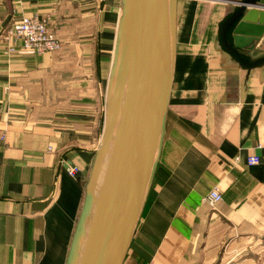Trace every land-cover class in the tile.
<instances>
[{"label": "crops", "instance_id": "obj_1", "mask_svg": "<svg viewBox=\"0 0 264 264\" xmlns=\"http://www.w3.org/2000/svg\"><path fill=\"white\" fill-rule=\"evenodd\" d=\"M101 3L0 0V264L68 257L102 142L121 13V0ZM234 9L229 0H176L157 156L168 176L152 186L124 264H264V62L241 66L222 47L220 27ZM246 11L252 22L227 41L244 59H259L264 8ZM32 13L49 14L56 38H73H57L58 51L7 58L4 29ZM251 156L257 164H247ZM213 188L222 200L210 208L202 198Z\"/></svg>", "mask_w": 264, "mask_h": 264}, {"label": "water", "instance_id": "obj_2", "mask_svg": "<svg viewBox=\"0 0 264 264\" xmlns=\"http://www.w3.org/2000/svg\"><path fill=\"white\" fill-rule=\"evenodd\" d=\"M229 1L235 9L221 24L222 47L241 66L264 62V57L244 59L227 41L233 28L237 40L252 22L246 8H264V0ZM121 3L102 142L65 264H124L157 165L173 69L176 0ZM145 5L153 13L147 21Z\"/></svg>", "mask_w": 264, "mask_h": 264}, {"label": "built area", "instance_id": "obj_3", "mask_svg": "<svg viewBox=\"0 0 264 264\" xmlns=\"http://www.w3.org/2000/svg\"><path fill=\"white\" fill-rule=\"evenodd\" d=\"M1 39L4 41L6 51L9 54L21 51L53 52L61 48L60 41L57 40L49 28V15L45 13L22 15L19 19L13 20L4 30ZM257 163L258 159L254 156L249 157L247 160L248 165ZM77 172L78 169L75 166L66 168V173L71 177H74ZM221 200L222 195L215 188L202 198V202L210 208H215Z\"/></svg>", "mask_w": 264, "mask_h": 264}, {"label": "rangeland", "instance_id": "obj_4", "mask_svg": "<svg viewBox=\"0 0 264 264\" xmlns=\"http://www.w3.org/2000/svg\"><path fill=\"white\" fill-rule=\"evenodd\" d=\"M110 1H117V0H103V1H101L102 3L101 4H103V3H105L106 5L107 4H109V2ZM116 4H117V2H116ZM108 6V5H107ZM121 6V5H120ZM111 7H113V6H111ZM117 5H115L113 8H109L108 7V10L110 9H113V11H117ZM47 14V13H46ZM47 15H49V14H47ZM120 17H121V13H120V16H119V19H120ZM96 19L95 18H93L91 21H89V20H87V22H86V27H87V29L89 30H92V29H95V25L94 24H96V21H95ZM49 21H50V16H49ZM10 24H11V22H10ZM9 24V25H10ZM6 29V28H5ZM4 29V30H5ZM52 32V31H51ZM59 40H60V38L62 39H65V38H67V39H71V38H73V37H67V36H65V35H62L61 37H57ZM57 39V40H58ZM58 40V41H59ZM61 43V42H60ZM2 44L4 45V41L2 40ZM5 46V45H4ZM21 52H23V51H21ZM54 52V51H53ZM19 52H16V53H14V54H9V53H7V51H6V47H5V51H4V55L7 57V58H10V57H12V56H15L16 54H18ZM35 53H37V52H35ZM44 53H51V52H44ZM37 54H39V53H37ZM41 54V53H40ZM107 98H108V94H107V90H106V92H104V96L102 97V104L104 103V109H105V105H106V100H107ZM107 107V106H106ZM104 118V117H103ZM104 122H105V120H104ZM98 148V147H97ZM76 167V166H75ZM78 169V168H77Z\"/></svg>", "mask_w": 264, "mask_h": 264}, {"label": "trees", "instance_id": "obj_5", "mask_svg": "<svg viewBox=\"0 0 264 264\" xmlns=\"http://www.w3.org/2000/svg\"><path fill=\"white\" fill-rule=\"evenodd\" d=\"M167 176H168V174L157 164L155 167L154 173L152 175L150 184H149V188H148L146 198H145L144 203H143V209L146 206H148V204L151 202V188H152V186L164 182L166 180ZM127 256H128V253H127ZM127 256H126V259H127ZM129 260H131V259H129ZM128 262H127V264H133L132 262L131 263L130 262L128 263Z\"/></svg>", "mask_w": 264, "mask_h": 264}, {"label": "bare ground", "instance_id": "obj_6", "mask_svg": "<svg viewBox=\"0 0 264 264\" xmlns=\"http://www.w3.org/2000/svg\"><path fill=\"white\" fill-rule=\"evenodd\" d=\"M222 1V0H221ZM230 3V2H229ZM232 3V2H231ZM142 14H143V19H145L146 21H147V19H150V18H152V16H153V13H152V11L149 9V7H148V5H145V6H143L142 7ZM148 27V25L145 23L144 24V27H143V29H144V31H147V28ZM100 178L101 177H98V180H100Z\"/></svg>", "mask_w": 264, "mask_h": 264}]
</instances>
